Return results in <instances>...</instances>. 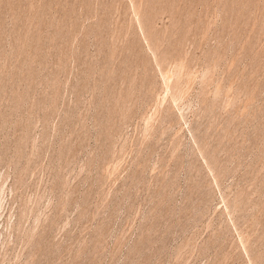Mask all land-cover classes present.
<instances>
[{
	"label": "rangeland",
	"instance_id": "obj_1",
	"mask_svg": "<svg viewBox=\"0 0 264 264\" xmlns=\"http://www.w3.org/2000/svg\"><path fill=\"white\" fill-rule=\"evenodd\" d=\"M0 264H264V0H0Z\"/></svg>",
	"mask_w": 264,
	"mask_h": 264
}]
</instances>
